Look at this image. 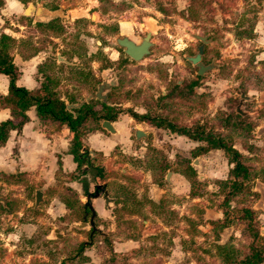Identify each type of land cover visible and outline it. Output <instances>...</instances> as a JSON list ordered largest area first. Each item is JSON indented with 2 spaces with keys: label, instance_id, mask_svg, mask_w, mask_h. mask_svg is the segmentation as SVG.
Segmentation results:
<instances>
[{
  "label": "rangeland",
  "instance_id": "obj_1",
  "mask_svg": "<svg viewBox=\"0 0 264 264\" xmlns=\"http://www.w3.org/2000/svg\"><path fill=\"white\" fill-rule=\"evenodd\" d=\"M23 1L24 8L37 0ZM59 1L48 0L52 6ZM69 1L67 8L82 16L65 17V30L52 39L54 31L33 25L22 7L13 10L0 0V32L12 36L8 47L13 57L31 58L23 64L31 70L37 63L52 62L62 91L88 94L92 81H80L71 67L91 70L105 63L97 37L107 32L98 31V16L91 15L127 2L126 12L108 11L102 18L128 20L122 25H128V35L136 40L140 37L131 27L137 29L141 17L153 19L156 29L151 52L127 61L112 94L113 107L121 119L131 113L145 117L132 116L125 151L123 146L114 150L117 168L104 169L101 179L113 176L111 216L92 217L83 206L85 197L77 194L80 202L65 214H51L43 201L34 207L26 178L0 170V195L9 198L6 206L0 203V264H243L251 244L259 245L264 255V194L257 186L264 183V130L258 131L264 128V100L259 98L264 89V0ZM111 2L118 6L111 8ZM194 32L208 35L204 58L215 62L199 75L185 58L196 51ZM65 49L71 67L48 60ZM95 51L101 63L92 62ZM155 116L177 126L201 125L204 132L232 144L251 171L242 188L232 190L233 163L223 149L157 125L150 120ZM136 128L145 134L136 138ZM91 154L100 163V156ZM66 187L62 184L61 197ZM245 209L251 210L249 217ZM81 221L88 224H75ZM229 225V235L219 243Z\"/></svg>",
  "mask_w": 264,
  "mask_h": 264
},
{
  "label": "crops",
  "instance_id": "obj_2",
  "mask_svg": "<svg viewBox=\"0 0 264 264\" xmlns=\"http://www.w3.org/2000/svg\"><path fill=\"white\" fill-rule=\"evenodd\" d=\"M7 3L12 5L13 10L23 8V3L20 0H7L5 4ZM19 57L18 61L14 57L19 69L16 83L31 89L38 86L39 80L35 79L38 75L36 66H32L31 70L23 65L31 58ZM8 83V76L0 72V93H7ZM27 114L29 119L22 125L21 130L19 132L15 129L10 130L5 144L0 145V170L8 173L13 172L18 177L24 176L32 187L34 198L36 190H41L43 205H47V211L56 215L65 214L69 208L59 195L63 189L62 184L72 188L79 199H83V197L87 199L88 194L95 192V185L100 184L103 188L98 189V195L90 197L94 215L111 216L114 197L110 193L109 184L111 182L109 179L113 176L98 180L95 177V170L87 167L86 169L84 167L85 173L71 176V174L77 173V163L72 153L68 152L72 133L68 130L67 125L49 121L41 122L34 106L28 108ZM121 116L111 120L116 132H110L101 127L88 132L82 138V148L87 149L88 152L92 150L93 153H89H92L91 155H99L100 164L109 172L117 168V164H114L116 146H123L122 150L125 151L124 146L127 145L125 140L126 138L131 139L130 125L135 122L132 116L126 118L123 116V119ZM7 117H10L9 107L0 105V120ZM6 198L9 200L8 197ZM83 206L87 205L84 203ZM34 207H36L35 200Z\"/></svg>",
  "mask_w": 264,
  "mask_h": 264
},
{
  "label": "trees",
  "instance_id": "obj_3",
  "mask_svg": "<svg viewBox=\"0 0 264 264\" xmlns=\"http://www.w3.org/2000/svg\"><path fill=\"white\" fill-rule=\"evenodd\" d=\"M11 40L12 36L9 34L5 32L0 33V72L6 74L9 79L7 93H0V105L9 107L10 109V117L0 120V145L5 144L10 130L15 129L17 132L21 130L22 125L29 119L27 114L28 108L34 106L41 122L65 123L68 130L72 133L68 152L72 153L77 163V173H73L71 176H79L85 173L87 167L88 169L93 168L95 170L96 179L103 178L105 176L104 168L100 163L95 161V157L90 156L87 149L82 148V138L88 132L100 129L102 119L114 120L117 113L114 107L103 102L96 106L91 100L84 102L79 107L67 109L66 101L76 102L79 94L67 89L62 91L59 88L60 79L53 72V63L51 62L39 65L42 81L38 87L31 89L17 84L16 79L18 78L19 70L13 61L11 48L8 47ZM77 79H79L78 76ZM131 114L138 120L145 117L143 114L138 116L137 114ZM150 120L155 121L157 125L165 124L171 130L179 134H185L190 138L206 139L209 142V148L223 149L228 155V160L233 163L229 170L234 178L231 182L233 191L240 190L245 181L250 177L251 171L242 161L241 152L234 148L232 144L226 142L221 136L204 132L200 128L201 125H196V128L177 126L174 122L156 118V116L151 117ZM185 163L188 164V160ZM65 190V195L62 196L65 205L69 208L76 206L75 204L80 202L77 199L76 192L70 187H66ZM245 210V216L249 217L251 210ZM257 235L258 229L253 232V239H256ZM219 247H222V245H219ZM262 251L259 245L251 244L249 253L242 258L243 264H259L264 260Z\"/></svg>",
  "mask_w": 264,
  "mask_h": 264
},
{
  "label": "flooded vegetation",
  "instance_id": "obj_4",
  "mask_svg": "<svg viewBox=\"0 0 264 264\" xmlns=\"http://www.w3.org/2000/svg\"><path fill=\"white\" fill-rule=\"evenodd\" d=\"M20 1L22 3L24 2L23 0H20ZM38 2H39V0H37L36 2H28L26 4V6H24V8H23V14L26 15L24 10L28 6V4L31 3L32 5L29 8V13L27 14V15H30L31 22L35 26L36 25H38V26L42 25V26H45L46 29L54 31V35H49V37L52 38V39L54 38V36L56 37V36H59L60 34H62L63 31L65 30L63 28V25H65L64 24L65 17H69L70 14L74 15L73 14L74 11L75 12H81L80 10H75V9L69 10L67 8V5L70 4L69 0H61L55 6H52L51 3L48 2V0H42V4H41L42 7L37 8ZM120 3H122L121 6H118L117 2H111L110 3V7L111 8H113L115 6H118V7L116 9L108 8L107 10L106 9L105 10L104 9L101 10L99 8L101 10V12L92 13V15H91V17L93 19H94L95 16H98L97 20H99L100 23H101V24L98 25V28H97L98 31L100 32L101 30L104 29L103 31L107 32L106 34H102L101 33V35L99 34L100 36L97 37L98 38L97 39V43L101 45L99 48H101L103 53H104L103 55H101L103 57L104 62H105L104 64L101 63V60L99 59L100 56H98L97 51L93 52L94 54H93L92 62L100 60L101 64L98 65L97 69H93V68L90 67L91 70H82V69H79L78 67H75V68L71 67L72 65H69V64H72V63L69 60H67V58H66V56H68V54H69V52H68L69 50H66V49L62 50L60 52H56L55 56H53L51 58L50 57L48 58V60L55 59V62L58 61V63H60V64H68L69 67H71V69H73V70L70 69L72 71V73L76 74V76H78L79 79L82 80L83 82H89L90 83L92 81V84H93L94 88L91 89L90 91H88L89 92L88 94H95V91L97 90L99 83L103 82L104 80H106L108 82H111V80L114 79V82H111L110 86L108 88H106V90H105V93H106V100L105 101L102 100V99H99V98H97L95 96L91 97L88 100V101L92 100L95 104H100L101 102H103V103H105L107 105H111V106L117 104V102L114 100V97L112 96V94L114 93V91H116V89L118 88V86H119V84L121 82V78L124 76L125 65H127V61L128 60L130 61V60H140V59H142L144 56H146L147 54H149L151 52V48H152L151 46L153 45L152 36H153V31L156 29V24H155V21L153 19H149L148 20V19H144V17H141L140 20L137 21L138 25L134 24V25H136L137 29H134V28L131 27V29L134 32L136 31L138 36L140 37L138 40H136V39L130 37V35H128V33L126 31L128 29V27H127L128 25H122L123 22H128V20H121V19H118V18L112 17V16L111 17H107V21L104 18H102L104 12H106L107 14H108V11L111 12L110 14H112V13L116 14L117 10L126 12L125 8L128 5L127 2H120ZM100 4H101V2H100ZM49 10L50 11H54V15L53 16L52 15L51 16L50 15L47 16L48 15L47 11H49ZM36 13H37L38 16H42V15L46 16V18H48V19H46V20H36L34 18ZM78 16H82V13L80 15H78ZM122 27H124V29ZM148 30L151 32L149 38H150L152 44L149 46V52L144 54L139 59H135L130 54H128L126 52L125 45L119 43L118 40H117L118 38L126 37L127 39L132 40L135 44H140L142 42V40L144 39V37L146 36ZM2 32H0V33H2ZM140 32L143 33L142 36H140ZM207 38H208V35H207ZM208 40H209V38H208ZM198 41L199 42H195V44H194L195 48H196V51L193 52V54H195L197 52V50H198L197 49V45L202 43L200 40H198ZM208 42L204 43V48H203L202 57H201L202 62L204 64H210L211 62H214L213 60L206 61L205 58H204L205 57V53H206L205 52L206 44ZM109 43H112L113 45H110ZM30 45H32V43H30ZM116 47H118V48L116 49ZM36 50L37 49L34 48L33 52H35V53L38 52V55L40 57H42L43 53L41 51H39V49L37 51ZM63 54H65V56ZM193 54H189V55H193ZM59 56L63 57L64 60L59 59ZM46 57H48V56H46ZM105 57H107V58H105ZM44 59H47V58H44ZM13 61H14V57H13ZM121 62H123V64H121ZM40 63H37L35 65L37 74L38 73L40 74V76L36 75V78H35V79L39 80V85L41 84V81H42V76H41L42 74H41V71L39 70ZM214 64H215V62H214ZM197 68L198 67L195 65V73L197 75L202 74V73H198L197 72ZM111 70H112L113 74L111 76H108L107 72L111 71ZM97 71H99V72L97 73ZM204 71H206V70H204ZM38 86H36V87H38ZM194 86H193V88H194ZM73 91H77V90L75 89ZM75 93H78V92H75ZM166 93L167 92L165 91L164 95ZM81 95L82 96H79V97L76 98L77 99L76 102H79V101L83 100L85 98V96L87 95V93L86 92H82ZM88 101H85V102H88ZM116 117H117V115H116ZM8 201L9 200H7L5 203L0 201V203H1L2 206H6L8 204ZM7 211H5V212H7ZM229 226H231V225H229ZM226 227H228V226H226ZM226 227L223 228V231L225 230Z\"/></svg>",
  "mask_w": 264,
  "mask_h": 264
},
{
  "label": "water",
  "instance_id": "obj_5",
  "mask_svg": "<svg viewBox=\"0 0 264 264\" xmlns=\"http://www.w3.org/2000/svg\"><path fill=\"white\" fill-rule=\"evenodd\" d=\"M41 4H42V0H39L37 8L42 7ZM31 5L32 4L29 3L28 6L25 8V10H24L25 14L29 13V8L31 7ZM47 12H48L47 16H49V15L53 16L54 15V11H50L49 10ZM34 18L36 20H46V19H48V18H46V16H43V15L42 16H38L37 13L35 14ZM150 33L151 32L148 30L146 36L144 37V39L142 40V42L140 44H135L132 40L127 39L126 37L118 38L117 40H118L119 43L125 45L126 52L128 54H130L135 59H139L144 54L149 52V46L152 44V42H151V40L149 38L150 37ZM191 34L196 40H200L202 43L197 45V49L198 50H197V52L195 54H193V55L186 54L185 57L198 67L197 68V72L198 73H203L204 70L210 69V68H212L215 65L214 62H211L210 64H204L202 62V59H201L203 48H204V43L208 42L209 40H208L206 34H200V33H195V32L191 33ZM59 59L64 60V58L61 57V56H59ZM111 82H114V79H112ZM111 82H108V81L104 80L103 82L99 83L98 88L95 91V94H87L85 96V98L83 100L79 101V102L66 101V108L70 110L71 108L79 107L83 102L88 101L93 96L105 101L106 100L105 90H106V88H108L110 86ZM259 98H260V100H264V89H262L259 92ZM100 125H101V127L105 128L106 130H108L110 132H116V128L112 124V121L109 120V119H102ZM261 130H264V128H259L258 131L260 132ZM144 134H145V132L143 130L139 129V128H136L134 130V136L136 138H139L140 136H143ZM90 152L93 153L92 150H90ZM166 178H168V177H166ZM257 186L259 187L261 192L264 194V183L258 181L257 182ZM95 187H96L95 192L91 193V194H88L87 199L85 201V205H87L90 208V210H91L92 217L94 216V211H93L92 205L90 203V197L94 196V195L95 196L98 195V193H99L98 189L99 188H103V186L100 185V184H96ZM6 200H7L6 197L0 195V201L5 203ZM34 200H35V206H37L40 203V201H42V191L41 190H39V189L36 190ZM89 223L94 228L92 218L90 219ZM75 224L78 225V226H83V225H87L88 223L86 221H81V222H78V223H75ZM231 229H232V227L228 226V227L225 228L224 231L221 232V239L218 240L219 243H223L225 241V239L229 235Z\"/></svg>",
  "mask_w": 264,
  "mask_h": 264
},
{
  "label": "bare ground",
  "instance_id": "obj_6",
  "mask_svg": "<svg viewBox=\"0 0 264 264\" xmlns=\"http://www.w3.org/2000/svg\"><path fill=\"white\" fill-rule=\"evenodd\" d=\"M80 13H81V12H75V11H74L73 14H74V15H79Z\"/></svg>",
  "mask_w": 264,
  "mask_h": 264
}]
</instances>
